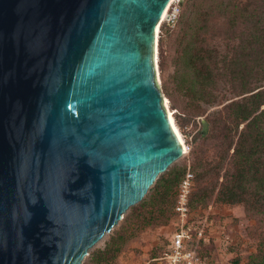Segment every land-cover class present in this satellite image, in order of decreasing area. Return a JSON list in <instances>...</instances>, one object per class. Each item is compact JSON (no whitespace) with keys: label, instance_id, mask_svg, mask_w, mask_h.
Returning <instances> with one entry per match:
<instances>
[{"label":"water","instance_id":"water-1","mask_svg":"<svg viewBox=\"0 0 264 264\" xmlns=\"http://www.w3.org/2000/svg\"><path fill=\"white\" fill-rule=\"evenodd\" d=\"M169 1L0 0V264H87L184 153L155 66Z\"/></svg>","mask_w":264,"mask_h":264},{"label":"rangeland","instance_id":"rangeland-1","mask_svg":"<svg viewBox=\"0 0 264 264\" xmlns=\"http://www.w3.org/2000/svg\"><path fill=\"white\" fill-rule=\"evenodd\" d=\"M212 1H203L202 6L206 7ZM221 1L247 3L250 9L253 8L254 15L237 19L231 24L228 22L231 17L228 11L215 13L202 34L203 42L216 48L219 57L234 53L239 56L240 47L247 45L259 27L264 26V0ZM184 26L183 22H177L173 27L160 24L155 49L160 88L185 142L184 153L127 215L119 228L93 251V258L90 256L87 264H161L166 241L174 227L172 206L175 195L168 192L164 201L161 199L166 176L176 169L184 170V174L187 170L192 172L188 203L190 222L197 228H208L209 235L214 239L215 248L208 264H248L264 236V215L244 203L220 200L221 187L235 172V155L230 145L232 138L226 140L219 135L220 131L217 135L207 120L216 119L218 128L221 127L224 104L238 97V89L232 87L227 77L221 76L212 88L206 87L205 90L211 94L205 91L206 100L199 98V91L192 95L184 91L173 75ZM190 73L188 71V79ZM250 80L249 89H264V70L254 74ZM178 187L179 184L175 188L178 190ZM117 237L122 239V243L118 244L119 249L114 256L111 252L102 254L101 251L114 245L112 241Z\"/></svg>","mask_w":264,"mask_h":264},{"label":"trees","instance_id":"trees-1","mask_svg":"<svg viewBox=\"0 0 264 264\" xmlns=\"http://www.w3.org/2000/svg\"><path fill=\"white\" fill-rule=\"evenodd\" d=\"M203 1L206 2V0L182 2L177 22H183L185 26L180 36L181 50L175 61L173 75L188 95L199 91V98L202 100H206V87L212 88L221 76L227 77L232 87L238 89V97L224 104L221 112V127L218 128L216 119L207 120L217 135L220 131L219 135L226 140L232 138L230 145L235 155V172L221 187L220 200L226 203H244L264 215V89L251 90L248 87L250 78L264 70V26L259 27L257 34L252 36L247 45L240 47L239 56L234 53L231 56L219 57L216 48L208 47L203 42L202 34L205 32L208 20L215 13L228 11L231 15L228 22L233 24L237 19L254 15L253 8L250 9L247 3H224L221 0H213L204 7ZM188 71L191 72L190 79L187 78ZM183 172L182 169L173 170L165 179L161 200L164 201L168 192L175 195L172 213L177 195L175 187L184 176ZM161 176L160 173L155 182ZM204 231L207 233L208 228H204ZM112 242L114 245L106 251H101L102 254L111 252L114 256L122 239L117 237ZM214 244L212 238L208 244H203L199 239L198 254L201 257L211 256L215 248ZM164 252L165 247L163 254ZM248 264H264V236L260 239L257 251Z\"/></svg>","mask_w":264,"mask_h":264},{"label":"built area","instance_id":"built-area-1","mask_svg":"<svg viewBox=\"0 0 264 264\" xmlns=\"http://www.w3.org/2000/svg\"><path fill=\"white\" fill-rule=\"evenodd\" d=\"M180 0H170L159 20L160 24L173 27L177 24L181 12ZM159 24V25H160ZM192 172L187 170L179 182L174 205V227L161 257V264H208L212 256L201 257L197 252L198 241L208 244L211 237L209 230L193 226L190 222L189 194L191 190ZM214 240V239H213Z\"/></svg>","mask_w":264,"mask_h":264},{"label":"bare ground","instance_id":"bare-ground-1","mask_svg":"<svg viewBox=\"0 0 264 264\" xmlns=\"http://www.w3.org/2000/svg\"><path fill=\"white\" fill-rule=\"evenodd\" d=\"M160 23H158L157 24V27H156V42H155V49H156V45H157V38H158V31H159V25ZM157 51V50H156ZM156 57V56H155ZM167 102V101H166ZM167 110H168V115L170 116V118H171V120H172V122H173V124L175 125V128H176V131H177V134H178V136H179V139H180V142H181V144H182V146H183V151H184V148H185V142H184V140H183V137H182V135H181V133H180V131H179V128L177 127V125H176V123H175V120H174V117H173V113L171 112V110L167 107Z\"/></svg>","mask_w":264,"mask_h":264}]
</instances>
